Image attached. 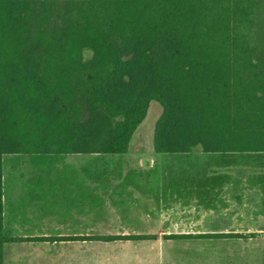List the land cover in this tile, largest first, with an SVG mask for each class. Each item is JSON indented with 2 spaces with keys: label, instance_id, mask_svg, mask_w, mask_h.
I'll list each match as a JSON object with an SVG mask.
<instances>
[{
  "label": "trees",
  "instance_id": "trees-1",
  "mask_svg": "<svg viewBox=\"0 0 264 264\" xmlns=\"http://www.w3.org/2000/svg\"><path fill=\"white\" fill-rule=\"evenodd\" d=\"M153 101L156 153H264V0H0V264L3 157L124 154Z\"/></svg>",
  "mask_w": 264,
  "mask_h": 264
},
{
  "label": "crops",
  "instance_id": "crops-1",
  "mask_svg": "<svg viewBox=\"0 0 264 264\" xmlns=\"http://www.w3.org/2000/svg\"><path fill=\"white\" fill-rule=\"evenodd\" d=\"M246 154L198 153L194 150L188 153H156L151 142L150 149L137 152L130 151L129 145L124 154L65 156L83 160L91 157V171L87 172L89 177L79 172L83 176L79 184L82 193L77 202L90 204L83 209L90 212H125L123 215L114 214V219H128L130 212H138L136 216L139 220L146 222L160 221L161 212H207L208 217L212 212H222L219 217L224 219V211L245 208L264 211L262 156L245 157ZM24 155H27L23 156L26 158L11 155L16 164L11 172L7 171L9 179L5 174L4 158L2 160L3 229L7 236L22 239L9 244L20 248L26 244L62 241L59 230L62 227V154ZM51 155H60L53 159V164L57 161L58 171L51 170ZM74 195L78 197V191ZM224 234L244 235V238L235 237L242 239L257 235L224 231L178 235L220 240L224 239ZM53 235H56L55 238ZM107 236L115 235L101 237ZM7 244L3 247V264H9L6 259ZM45 257L43 254L42 258Z\"/></svg>",
  "mask_w": 264,
  "mask_h": 264
},
{
  "label": "rangeland",
  "instance_id": "rangeland-1",
  "mask_svg": "<svg viewBox=\"0 0 264 264\" xmlns=\"http://www.w3.org/2000/svg\"><path fill=\"white\" fill-rule=\"evenodd\" d=\"M91 55L89 50H83V61H88ZM161 111L158 103L150 102L145 119L130 141V151L150 149L154 125ZM194 151L203 152L200 148ZM58 156L60 155H51L52 171H58L57 161L53 164L54 158ZM248 156H262L261 172L264 174V153H248L245 157ZM3 158L6 178L9 179L7 171H12L16 160L13 161L11 155ZM76 158L62 155V227L59 229L62 238L140 234L137 236L145 239L114 242L55 240L49 244H26L20 248L8 243L6 259L9 264H264V211L248 210L244 206L245 209L241 211H224V219L219 217L220 214L223 215L222 212H212L210 217L206 215L207 212H161L160 221L146 222L139 220L136 216L138 212H130L131 217L128 219L122 217L114 219L112 217L114 214L123 215L125 212H90L83 209L88 208L90 204L77 202L82 193V187L79 185L82 177H89L87 172L91 171L89 164L91 157L84 160ZM25 169L24 165L23 170ZM79 172L85 175L81 176ZM77 191L78 197L74 195ZM66 193L72 195L68 196ZM223 223V226L220 225ZM221 231L257 235L247 239L225 237L220 240L175 237L180 236L178 234ZM43 254L47 258L43 259Z\"/></svg>",
  "mask_w": 264,
  "mask_h": 264
}]
</instances>
